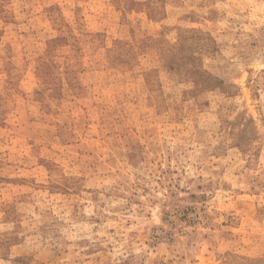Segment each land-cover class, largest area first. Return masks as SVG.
<instances>
[{"label": "rangeland", "instance_id": "1", "mask_svg": "<svg viewBox=\"0 0 264 264\" xmlns=\"http://www.w3.org/2000/svg\"><path fill=\"white\" fill-rule=\"evenodd\" d=\"M0 264H264V0H0Z\"/></svg>", "mask_w": 264, "mask_h": 264}]
</instances>
